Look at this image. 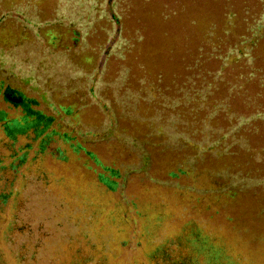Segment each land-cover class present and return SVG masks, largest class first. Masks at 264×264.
I'll use <instances>...</instances> for the list:
<instances>
[{
  "label": "rangeland",
  "instance_id": "374dc122",
  "mask_svg": "<svg viewBox=\"0 0 264 264\" xmlns=\"http://www.w3.org/2000/svg\"><path fill=\"white\" fill-rule=\"evenodd\" d=\"M25 1L35 20H0V264H264V131L222 150L175 108L194 47L264 0H116L118 26L101 0L0 12ZM6 89L50 119L43 148Z\"/></svg>",
  "mask_w": 264,
  "mask_h": 264
},
{
  "label": "trees",
  "instance_id": "16d2710c",
  "mask_svg": "<svg viewBox=\"0 0 264 264\" xmlns=\"http://www.w3.org/2000/svg\"><path fill=\"white\" fill-rule=\"evenodd\" d=\"M70 1L74 3L75 0H55L53 9L55 12L51 20L61 16L66 8H71L70 5L65 7L62 5ZM101 2L104 10L111 11L109 18L112 23L118 26L116 0ZM27 7L25 1L15 9L16 13H13L11 8L6 12L1 11L0 20L19 12L27 14ZM71 12L75 14L74 16L78 14L75 6L71 8ZM32 18L28 15L21 21L27 24L34 19ZM263 22L264 19L243 21L242 24L228 22L229 27L222 29L215 40L210 38L207 41H200L194 47L195 53L186 71L175 78L180 87L178 97L184 95L183 101L177 102L175 108L184 113L188 111L193 128L191 130L189 127L190 135L204 134V137L220 144L222 150L232 147L247 149L249 135L257 136L264 131V71L257 64L258 57L255 52L257 42L262 37L257 28ZM120 32L119 27L114 30L117 36ZM186 85L190 86L185 87ZM180 90H183V94ZM4 96L7 102L20 107L28 117H31L29 126L35 129V136L41 137L39 148L48 144L50 134L42 133L50 119L30 109V106L36 103L11 89H6ZM237 97H240L239 108L234 106V99ZM258 146L259 149L255 152L256 161L264 163V141H258ZM15 168L11 167L13 170ZM261 180L264 181V175ZM5 199V196L0 195V202H4Z\"/></svg>",
  "mask_w": 264,
  "mask_h": 264
}]
</instances>
